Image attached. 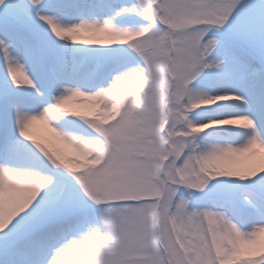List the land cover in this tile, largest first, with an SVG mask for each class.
I'll return each mask as SVG.
<instances>
[{
	"label": "snow or ice",
	"instance_id": "6c2138e0",
	"mask_svg": "<svg viewBox=\"0 0 264 264\" xmlns=\"http://www.w3.org/2000/svg\"><path fill=\"white\" fill-rule=\"evenodd\" d=\"M0 264H264V0H0Z\"/></svg>",
	"mask_w": 264,
	"mask_h": 264
}]
</instances>
